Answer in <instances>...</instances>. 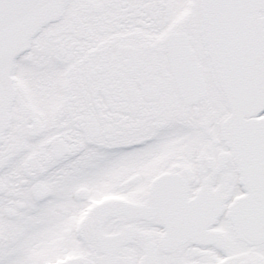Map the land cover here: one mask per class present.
<instances>
[{"label": "snow or ice", "instance_id": "snow-or-ice-1", "mask_svg": "<svg viewBox=\"0 0 264 264\" xmlns=\"http://www.w3.org/2000/svg\"><path fill=\"white\" fill-rule=\"evenodd\" d=\"M0 264H264V0H0Z\"/></svg>", "mask_w": 264, "mask_h": 264}]
</instances>
